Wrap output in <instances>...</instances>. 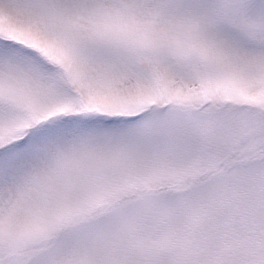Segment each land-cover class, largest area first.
<instances>
[{"label":"snow or ice","instance_id":"6c2138e0","mask_svg":"<svg viewBox=\"0 0 264 264\" xmlns=\"http://www.w3.org/2000/svg\"><path fill=\"white\" fill-rule=\"evenodd\" d=\"M0 264H264V0H0Z\"/></svg>","mask_w":264,"mask_h":264}]
</instances>
